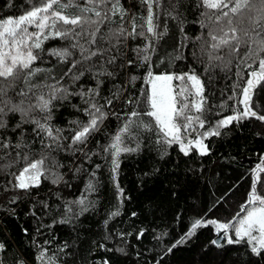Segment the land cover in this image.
I'll return each instance as SVG.
<instances>
[{"label": "trees", "instance_id": "obj_1", "mask_svg": "<svg viewBox=\"0 0 264 264\" xmlns=\"http://www.w3.org/2000/svg\"><path fill=\"white\" fill-rule=\"evenodd\" d=\"M41 2L0 0V21L18 18ZM253 2L254 9L258 8V0ZM152 4L154 32L150 33L146 0H118L123 16L119 10L109 11L110 20L100 25L105 40L97 41L98 47L110 51L75 68L72 64L81 60L79 48L71 47L75 41L49 36L41 49L34 50L39 57L32 68L41 71L31 78V84L41 87L33 89L32 99L19 95L28 88L24 74L3 97L9 106L21 100L27 106L36 104L41 95L47 99L49 85L68 93L65 99L52 100L47 111L35 108L24 120L20 112L5 109L6 128L0 129V244L4 245L0 264H48L49 258L55 264H264V250L253 253L244 239L213 244L217 233L214 225L206 223H234L237 213H243L241 206L248 201L254 179L258 194L264 195V171L256 172L257 165L264 169V121L247 117L221 127L219 135H203L214 130L221 118L242 110L239 97L249 73L258 70V60H248L251 67L240 63L246 47L238 56L229 55L227 48L212 50L210 33L222 35L219 29L227 31L228 26L215 20L218 11L206 8L203 0H152ZM257 14L245 9L243 24L240 14L232 15L233 26L250 27L247 17ZM133 23L136 33L143 35L121 38L118 50L108 43L112 31L132 32ZM63 49L71 55L55 54ZM210 53L223 60H210ZM109 56L117 57L114 64L104 63ZM102 71L114 75H97ZM150 71L199 76L206 99L204 111L190 114L205 121L203 127L194 123L193 128L206 152L192 146L185 155L178 144L164 143L155 130L133 128L134 138L125 134L121 147L135 151L121 152L113 173L111 150L104 149L129 114L136 110L141 113L140 121L154 125L144 114L150 110L144 95ZM98 81H102L99 87ZM172 83L176 85L177 80ZM91 104L101 107L105 119L85 144H74L72 137L79 130L75 122H88L86 109ZM249 105L264 115V82L253 89ZM46 118L52 129L60 130L56 142L34 123L44 124ZM189 131L194 139V131ZM41 158L45 159L39 185L13 187L26 164ZM56 177L62 179L53 183ZM90 182L94 190L88 189ZM81 199L84 203H77ZM196 220L204 221V226L185 238ZM228 236L236 239L233 230ZM42 251L43 261L38 258Z\"/></svg>", "mask_w": 264, "mask_h": 264}, {"label": "snow or ice", "instance_id": "obj_2", "mask_svg": "<svg viewBox=\"0 0 264 264\" xmlns=\"http://www.w3.org/2000/svg\"><path fill=\"white\" fill-rule=\"evenodd\" d=\"M148 5L147 16V31L154 32L153 14H152V0H146ZM158 2V0H157ZM259 8L254 9L253 0H203V4L208 9L218 11V15L215 16L217 22H224L228 26V30L224 31L220 28L219 31L222 35H214L210 33L212 41L211 48L213 51L227 48L229 55H239L240 49L246 47L247 51L244 56L240 58V63L245 67H251L247 63L248 60H252L254 63L258 60V70H252L249 73V79L246 86L243 88V99L240 101L244 105L242 112H237L235 115L225 117L217 122L216 128L212 131L205 132L203 135H219V129L226 127L233 121H238L247 117H256L260 121H264V115H258L256 111H253L249 105V100L253 89L264 82V0H258ZM111 4L112 7L108 8ZM231 5V7H230ZM225 9H228L225 11ZM247 9L250 12L255 10L258 14L253 17H247L250 21V27H234V20L230 13L233 15L240 14V23L245 22L243 17V11ZM120 11L123 16V9L118 7V0H42L37 6L34 5L32 9L21 15L18 18H7L0 21V129L6 128V122L3 120L5 109L9 112H20L22 120L28 116V113L39 108L41 111H47L54 99L67 98V90L61 89L57 85H49L50 94L45 99L43 95L37 98L36 104L24 105V101L21 100L19 104H13L9 106V101L4 100L3 97L7 96L8 89L13 86L12 82L20 78L21 74H24L25 83L28 85L27 90H21L19 95L32 99V95H35L33 89L40 88L39 85L31 84V78L36 75L40 69H33L32 64L38 59L39 53L34 50L41 49L43 40L49 38V36H56L63 39L74 40L72 48H79L81 54V60L75 61L72 64V68H75L77 64L91 60L93 57L102 58L105 53H108L110 49L101 48L97 46V41L105 40V35L101 33L100 25L110 20L108 12L111 11L115 14ZM95 17V18H93ZM29 26H35L37 31L30 32ZM135 23L132 26V32H127L124 28H118L111 32L108 37V43L112 47H117L121 38L127 39L129 36L143 35V32L136 33ZM84 40L85 43L81 44L80 41ZM112 40L116 41V44H112ZM95 50H93V47ZM141 50L137 49L139 53ZM62 57L70 56L71 53L67 49H63L57 53ZM116 56H109L104 63L114 64ZM145 60L148 57H144ZM209 59L223 60V57H213L209 54ZM231 61H229L230 63ZM128 64H132V61H128ZM227 65H225L226 67ZM95 67V65H93ZM103 68V63L100 65ZM71 68L69 72H71ZM89 71L91 69H88ZM83 75V72L80 73ZM97 75L113 76L111 72L102 71ZM74 79H79V76H75ZM135 80L136 77H132ZM173 80L180 82L178 88H174ZM5 82H7L5 84ZM148 82L151 85L149 92H145L147 106L150 110L144 114L151 117L153 123H144L138 118L141 113L133 110L122 128H120L117 134L113 137V142L104 150L107 152L111 150L113 156L112 172L115 173L118 169L117 157L121 152L135 151V149L128 147H121L123 144L124 135L127 134L132 137V129L137 130L143 128L144 130H155L164 143L168 145L179 144L181 151L185 155L188 154L192 146H196L200 149L201 153L206 152V146L203 145L202 139L197 138L195 140L188 139L185 143V134L189 130L194 131V123H198L200 127L204 126L205 121L201 119L200 115H191L194 110L196 113L202 114L204 111V104L206 99L203 95L204 85L199 76L195 72L184 73L181 75L174 74H160L153 75L150 71L148 73ZM102 83L98 81L97 87ZM94 94L95 90H89ZM32 93V95H30ZM59 94V95H58ZM84 95V93H81ZM189 97L193 99L189 101ZM133 101H129L132 103ZM112 103L111 100L108 101ZM89 115L87 123L81 124L75 122L78 129L72 137L74 144H85L88 138L95 132L99 131V126L105 119L106 114L102 111L101 107H97L95 104H91L86 109ZM51 113L48 112L50 117ZM136 118V119H133ZM27 122V121H25ZM40 132H46L49 138H52L54 142L60 139V130L52 129L47 124V118L44 124H41L39 120L34 121ZM19 127V125H17ZM35 131V129H34ZM7 147V145H3ZM16 147H20L19 144ZM51 147V145H48ZM57 147L59 145L57 144ZM19 156V154H18ZM23 159L27 161V156ZM44 159L27 163L26 166L16 175L17 183L13 187L19 189H28L39 185L40 177L43 174ZM7 165L5 167H10ZM99 167V166H98ZM264 171L260 165H257L256 172ZM62 177H56L53 183H58ZM257 179L253 180L252 191L249 193L248 201L245 205L241 206V212L244 215L237 213V223L233 225L231 222L218 223L216 220H208L206 223L215 225L217 232L223 230L225 236H227L228 230L232 228L234 230L236 239L233 240L231 236H227V243H240L241 240L247 238L249 244H253L252 252L260 254L261 250H264V195L258 194L257 191ZM89 190H94L93 184L90 182L88 185ZM121 194H122V190ZM77 203L83 204L84 199L79 200ZM118 213H113L117 215ZM205 222L202 220H196L192 225L186 237H191L195 234L196 230L204 226ZM177 241V243H182ZM213 244L217 241H212ZM176 245H173L175 247ZM4 245L0 244V248ZM172 249L169 248L168 251ZM41 261L44 260V253L41 252ZM48 264H55V262L49 258Z\"/></svg>", "mask_w": 264, "mask_h": 264}, {"label": "rangeland", "instance_id": "obj_3", "mask_svg": "<svg viewBox=\"0 0 264 264\" xmlns=\"http://www.w3.org/2000/svg\"><path fill=\"white\" fill-rule=\"evenodd\" d=\"M260 7V5H258V8ZM233 14H231V16H232ZM233 18V17H232ZM29 31L30 32H34V31H37V29L35 28V26H29ZM160 74H169V73H153V75H160ZM250 77H247L246 78V82H247V80L249 79ZM173 86H174V88H178L179 86H180V82L179 81H177V83H176V85H174L173 84ZM150 89H151V85H150V83L149 82H147V92H149L150 91ZM240 98V101L243 99V92H242V94H241V96L239 97ZM193 98L192 97H189V101H191ZM240 105H241V107H242V110H240L239 112H242L243 110H244V105L242 104V103H240ZM237 113V112H236ZM236 113H234V114H232V115H235ZM232 115H230V116H232ZM228 117V116H227ZM225 118V117H224ZM224 118H221L220 120H222V119H224ZM190 133V131L187 133V134H185V143H187V140L188 139H192L188 134ZM194 135H195V137H194V139H192V140H195V139H197V137H199V135H198V133L197 132H195L194 131ZM179 145V144H178ZM199 149V148H198ZM242 215H244V213H242L241 214V216ZM237 220V219H236ZM235 220V222L234 223H232L233 225H235L236 223H237V221ZM214 229H215V231H216V233H217V229H216V226L214 225ZM230 230H233L232 228L231 229H229L228 230V233H229V231ZM222 231V230H221ZM233 232H234V230H233ZM228 233H227V236H228ZM235 234V233H234ZM225 234H224V232H222V237H221V240L220 241H227V236H225ZM246 242H247V238H245L244 239ZM248 243V242H247ZM255 243V242H254ZM254 243L253 244H250V246L251 247H253L254 246ZM249 244V243H248Z\"/></svg>", "mask_w": 264, "mask_h": 264}, {"label": "water", "instance_id": "obj_4", "mask_svg": "<svg viewBox=\"0 0 264 264\" xmlns=\"http://www.w3.org/2000/svg\"><path fill=\"white\" fill-rule=\"evenodd\" d=\"M221 237H222V231H220L219 233L217 232L216 236L214 237V240L217 241L216 244L220 242Z\"/></svg>", "mask_w": 264, "mask_h": 264}, {"label": "crops", "instance_id": "obj_5", "mask_svg": "<svg viewBox=\"0 0 264 264\" xmlns=\"http://www.w3.org/2000/svg\"><path fill=\"white\" fill-rule=\"evenodd\" d=\"M222 232H223V230H222Z\"/></svg>", "mask_w": 264, "mask_h": 264}, {"label": "bare ground", "instance_id": "obj_6", "mask_svg": "<svg viewBox=\"0 0 264 264\" xmlns=\"http://www.w3.org/2000/svg\"><path fill=\"white\" fill-rule=\"evenodd\" d=\"M237 221V220H236Z\"/></svg>", "mask_w": 264, "mask_h": 264}]
</instances>
